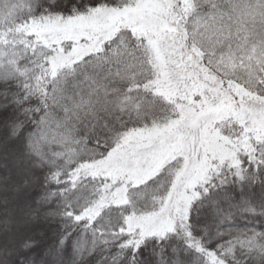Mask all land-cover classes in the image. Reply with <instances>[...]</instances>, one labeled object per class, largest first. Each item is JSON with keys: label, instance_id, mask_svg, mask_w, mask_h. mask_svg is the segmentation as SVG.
I'll return each mask as SVG.
<instances>
[{"label": "trees", "instance_id": "16d2710c", "mask_svg": "<svg viewBox=\"0 0 264 264\" xmlns=\"http://www.w3.org/2000/svg\"><path fill=\"white\" fill-rule=\"evenodd\" d=\"M139 2L0 0V63L18 61L23 75L13 91L23 92L20 85L26 83L30 103L25 107L44 110L42 143L48 161L33 155L29 165L37 161L42 166L32 167L31 175L24 171L23 160L31 149L23 132L16 138L11 134L25 114L11 102V95L8 101L0 99V105L9 104L0 107V136L8 139L0 147V264H68V256L53 257L57 240L69 228L81 234V242L94 253L79 264H212L210 249H215L217 259L233 264L231 253L224 249L238 245L253 231L264 232V139L251 136L246 146L234 148L233 158L216 165L194 186L184 216L176 215L169 231L148 234L127 229L129 218L156 217L165 210L183 170V159L174 158L141 183L116 180L110 184L101 173L128 135L152 133L178 117L174 102L157 93L153 54L145 39L127 27L116 28L96 50L88 49L77 59L69 54L77 49L74 42L44 41L35 30L100 9H129ZM162 4L172 50L182 69L210 78L209 86H218L225 99L222 106L264 110V82L257 77L248 83L238 75L245 67L239 60L233 71L235 50L231 56L225 51L211 60L192 52L194 33L213 15L212 7L204 11L203 6H218L214 15L217 20L224 18V40L235 38L236 43L239 30L242 37L255 41L250 55L258 66L264 59L259 46L264 36V0H163ZM222 85L236 87L244 96L238 100L234 95L233 101ZM3 91L0 87V95ZM27 116L35 122L31 112ZM241 124L228 118L219 128L235 142L242 139ZM9 186L14 187L13 193L6 190ZM121 190L124 202L118 201ZM52 192L50 202L38 203L42 195ZM50 210L54 215H45ZM68 212L73 216L68 217ZM24 215L52 232L51 249L50 242L37 244L34 236L13 238V228L24 222ZM77 216L82 218L79 222Z\"/></svg>", "mask_w": 264, "mask_h": 264}, {"label": "rangeland", "instance_id": "374dc122", "mask_svg": "<svg viewBox=\"0 0 264 264\" xmlns=\"http://www.w3.org/2000/svg\"><path fill=\"white\" fill-rule=\"evenodd\" d=\"M162 3L163 0H141L129 9H100L87 17L45 25L38 31L34 29L44 41H53L56 44L62 41L74 42L77 49L69 53L74 59L86 54L88 49L90 52L96 50L119 27L130 28L147 42L156 66L157 93L174 102L178 117L167 127L152 133L128 135L122 146L108 158L101 173L110 179V184H114L116 180L141 183L172 159H183V170L179 179L182 185L179 183L176 186L170 199L172 201L166 205L165 210L156 217H131L128 220V230L137 229L148 234L169 231L172 219L176 215L184 216L186 204L193 196L194 186L216 165L233 158L234 148L246 146L250 136L264 139L262 108L241 105L231 109L222 106L225 99L220 95L218 86L213 87L214 89L209 86L210 78H199L193 74L198 77L195 78L191 75L192 72L182 69L176 50H172L171 28L165 17L166 7ZM58 59H62L61 56ZM223 88L230 91L227 98L231 100L234 95L238 100L244 96L236 87ZM261 102L264 105V100ZM228 118L240 120L242 123L241 140L234 142L224 137L219 124ZM7 141L6 137L0 136V147L6 145ZM13 189L14 187L9 186L6 190L13 193ZM119 194L121 199L118 201L124 202L123 190ZM30 218L29 215L23 216L24 222L18 223L17 229L13 228V238L19 240L34 236L37 244L50 242L52 232H48L37 222L32 223ZM49 245L51 249V242ZM18 250L20 251V247ZM45 252L48 253V249Z\"/></svg>", "mask_w": 264, "mask_h": 264}, {"label": "snow or ice", "instance_id": "6c2138e0", "mask_svg": "<svg viewBox=\"0 0 264 264\" xmlns=\"http://www.w3.org/2000/svg\"><path fill=\"white\" fill-rule=\"evenodd\" d=\"M212 7L213 15L209 22L204 25L203 28L198 29L193 37L192 42L195 45L192 48L194 56H198L201 53L204 54L211 60L213 58H219L222 54L227 51L229 56L232 55L233 50H235V57L233 58V71L235 72L236 61L239 60L241 65H244V70L242 73H238L243 78L246 79L248 83H254L258 77L261 82H264V59H261L259 65L251 62V50L255 45V41H249L247 38L241 36V32L238 30L236 33L237 39L236 43H233V39L224 40V18L220 17L219 20L216 19L214 13L216 12V7L212 5H204V11H207ZM206 19H208L206 17ZM243 41V42H241ZM260 48L264 49V36L259 38ZM223 44V46H221ZM22 72L19 69L18 61H9L7 65L0 63V87L4 89L0 99L5 101L9 100L11 95L12 103L19 105L23 109L25 118L19 119L15 128L12 131V138L19 137L23 132L25 138L28 142V147L31 152L25 155L23 163L25 165L24 171L31 175L32 167H41L42 164L37 161H33L29 165V159L31 156H36L39 161L47 163V157L44 154L45 146L43 145V140L46 136L45 127L43 124L44 110L36 108L34 111L31 108L25 107V105L30 103V96L27 92V84H22L20 87L24 88L23 92L13 91L14 85L22 78ZM8 103L0 105V107L7 108ZM31 112V115L35 117V122L31 118H28L27 114ZM31 124L32 127L28 128ZM35 179V178H34ZM25 185H27V180H25ZM19 190V189H17ZM55 196V192L48 195H42L40 201L50 202ZM45 215H54L50 210L45 213ZM68 217H72L73 213L68 212ZM82 218L77 216L76 221L79 222ZM231 244V241H227ZM28 245H25L27 247ZM222 245H217L216 248H221ZM237 247L239 248V255H237ZM135 251H139V246ZM225 252L231 253V259L233 264H264V232H255L252 234L245 235L243 239H239L238 245H233L227 249ZM209 252L212 254V264H227L224 259H217L215 257V249H210ZM94 253L87 250L86 244L81 242V234L77 233L74 228H69L64 232L57 240V248L54 253V259H64L68 256V264H79L81 260H86ZM223 256V253H221ZM240 257H243L241 259ZM132 260H135V255H132Z\"/></svg>", "mask_w": 264, "mask_h": 264}, {"label": "water", "instance_id": "95a60500", "mask_svg": "<svg viewBox=\"0 0 264 264\" xmlns=\"http://www.w3.org/2000/svg\"><path fill=\"white\" fill-rule=\"evenodd\" d=\"M191 59V56H189V60Z\"/></svg>", "mask_w": 264, "mask_h": 264}]
</instances>
